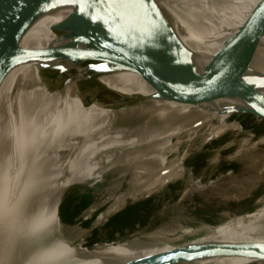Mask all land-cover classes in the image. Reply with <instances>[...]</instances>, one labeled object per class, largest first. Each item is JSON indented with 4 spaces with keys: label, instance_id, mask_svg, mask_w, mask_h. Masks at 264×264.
I'll use <instances>...</instances> for the list:
<instances>
[{
    "label": "bare ground",
    "instance_id": "obj_1",
    "mask_svg": "<svg viewBox=\"0 0 264 264\" xmlns=\"http://www.w3.org/2000/svg\"><path fill=\"white\" fill-rule=\"evenodd\" d=\"M263 2L171 0L163 5L181 21L182 37L189 47L202 41L223 47ZM69 12L67 8L52 14L47 21L36 23L24 37L23 46L36 50L57 44L60 37L50 26ZM217 51L203 58L200 64H208ZM104 62V59L93 61ZM41 63L34 59L16 64L0 86V264H122L174 247L168 239L155 235L84 246L76 241L79 228L68 225L60 217L63 199L73 184L127 164L135 170V177L159 174L157 177L162 176L166 181L181 178L185 155L171 164L168 161L169 153L178 149L184 133L193 134L205 126L210 139L227 130L239 129L240 124L228 121L227 114L160 95L161 87L155 83L139 86L119 107L49 138L43 139L37 133V144L14 154L61 97L103 74H96L91 67L72 64L65 66L66 72L60 74L53 69L42 70ZM247 65L249 73L264 71V36L255 45ZM76 71L82 82L79 79L62 83ZM136 74L141 73L124 70L101 75L90 84L87 101L93 98L88 106L93 107L100 100L102 90L115 76ZM122 87L121 83L114 86ZM143 88L145 95L140 93ZM174 139H177L175 143ZM247 149L243 145L238 153ZM260 201L256 210L233 214L207 227L203 237L264 241V197ZM103 217L100 215L99 219ZM247 261L228 258L215 264Z\"/></svg>",
    "mask_w": 264,
    "mask_h": 264
},
{
    "label": "water",
    "instance_id": "obj_2",
    "mask_svg": "<svg viewBox=\"0 0 264 264\" xmlns=\"http://www.w3.org/2000/svg\"><path fill=\"white\" fill-rule=\"evenodd\" d=\"M167 1L0 0V86L16 64L34 59L43 62L42 70L60 74L69 64L91 67L96 74L131 70L160 85L161 95L169 99L264 119V71L247 72L250 55L264 36V2L201 68L182 37L181 21L163 5ZM66 8L69 14L50 26L60 37L57 44L36 50L23 46L42 17ZM99 59L106 62L93 63ZM79 79L76 71L62 83ZM59 214L62 219L61 208ZM204 234L122 264H215L228 258L264 263V241Z\"/></svg>",
    "mask_w": 264,
    "mask_h": 264
},
{
    "label": "rangeland",
    "instance_id": "obj_3",
    "mask_svg": "<svg viewBox=\"0 0 264 264\" xmlns=\"http://www.w3.org/2000/svg\"><path fill=\"white\" fill-rule=\"evenodd\" d=\"M50 17L46 15L37 23ZM232 120L240 128L217 137L208 139L205 126L194 135H182L183 140L177 150L169 153L168 161L171 164L185 155L181 178L166 181L157 177L159 174L135 177V170L127 164L73 184L63 199L61 215L65 223L79 228L76 241L94 247L155 235L177 244L202 235L207 227L233 214L257 208L264 197V119L233 114L228 117ZM69 126L56 122L48 111L14 154L37 144V133L46 139ZM243 145L248 149L238 153Z\"/></svg>",
    "mask_w": 264,
    "mask_h": 264
},
{
    "label": "crops",
    "instance_id": "obj_4",
    "mask_svg": "<svg viewBox=\"0 0 264 264\" xmlns=\"http://www.w3.org/2000/svg\"><path fill=\"white\" fill-rule=\"evenodd\" d=\"M221 47L222 46L216 42L202 41L190 46V49L197 54V62L201 68H203L207 64H200V61L207 57L210 53L221 49ZM95 79L87 83L77 85L54 104V106L49 110V113L56 120V122L67 123L70 125L68 127L69 129L83 121L98 117L113 110L114 108L119 107L132 95L134 91L138 89L139 86H153L155 84L154 81L148 79L142 74L115 76L102 90L101 93H103V95L100 100L97 101L93 107H89L88 103L93 97L87 101L86 94L89 93L88 90L90 88V84ZM119 83H121L123 87L121 89L114 88V86Z\"/></svg>",
    "mask_w": 264,
    "mask_h": 264
},
{
    "label": "built area",
    "instance_id": "obj_5",
    "mask_svg": "<svg viewBox=\"0 0 264 264\" xmlns=\"http://www.w3.org/2000/svg\"><path fill=\"white\" fill-rule=\"evenodd\" d=\"M257 264H264V263H257Z\"/></svg>",
    "mask_w": 264,
    "mask_h": 264
}]
</instances>
